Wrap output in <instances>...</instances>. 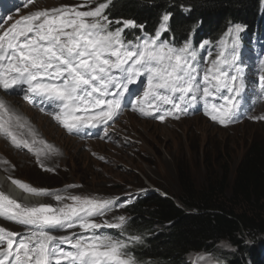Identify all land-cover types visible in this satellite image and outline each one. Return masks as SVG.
<instances>
[{
  "label": "snow or ice",
  "instance_id": "snow-or-ice-1",
  "mask_svg": "<svg viewBox=\"0 0 264 264\" xmlns=\"http://www.w3.org/2000/svg\"><path fill=\"white\" fill-rule=\"evenodd\" d=\"M31 2L23 0V6ZM110 3L108 0L85 11L67 6L36 10L0 32V90L10 95L17 90L23 93L25 101L41 105V111L69 134L107 125L127 104L141 116L161 122L187 114L198 101L203 102L205 115L222 126L238 119L248 100L249 80L241 51V34L247 25L229 22L216 45L215 58L209 59V52L202 67L191 39L180 46L161 39L172 31L171 12L161 14L153 35L134 19L110 20L105 14ZM181 7L191 11L186 5ZM113 24L122 26L113 29ZM131 28L141 31L134 41L125 36V29ZM208 44L204 41L199 48ZM260 67L259 90L264 95V60ZM142 76L146 77L143 94L125 103V96L133 95L130 85L143 83L139 80ZM45 104L52 110L43 107ZM22 119L0 100V136L18 150L27 149L38 163L41 155L57 154V149L43 140L19 139L14 129L24 127ZM36 144L43 147L37 149ZM11 183L33 195H52L57 202L71 199L74 205L25 206L0 192V218L28 229L20 234L0 227V264H140L128 251L133 243H142L140 236L124 240L97 234L101 228L123 233V216L103 223L92 219L111 210L113 200L65 197L16 179ZM76 227L81 234L57 237L49 231ZM239 238L245 244L252 242L246 234ZM223 246L236 250L230 242H223ZM212 264L223 262L213 260Z\"/></svg>",
  "mask_w": 264,
  "mask_h": 264
},
{
  "label": "rangeland",
  "instance_id": "rangeland-1",
  "mask_svg": "<svg viewBox=\"0 0 264 264\" xmlns=\"http://www.w3.org/2000/svg\"><path fill=\"white\" fill-rule=\"evenodd\" d=\"M103 2L35 0L28 5L27 11L24 7L14 17L17 18L25 11V14H30L36 10L62 6L75 7L80 11L94 10ZM253 49L252 44L241 48L245 58L243 66L249 80L245 94L248 97L247 105L242 107L238 119L227 126L207 121L203 116L205 113L202 115L205 111L202 101L189 108L188 115L181 114L178 119L168 123L166 119L161 122L151 116H141L131 108L122 109L126 111H120L123 115L102 126V131L96 128V137L85 141L78 134H69L51 115L41 111L40 106L37 109L24 101L18 90L14 95L0 91L1 100L23 118L24 127L14 129L18 138L43 140L57 149V154L41 155L40 160L44 165L41 167L34 154L27 149H16L8 139L0 136V192L8 195V182L16 179L36 189H47L50 193L65 197L111 199L114 201L111 210L92 219L96 223H103L123 216L127 223L130 216L126 207L137 197L149 192L174 199L180 195L183 189L181 172L195 189L206 186L209 181L221 180L225 174L227 184L231 186L247 149L254 143L264 148V119H253L264 116V95L260 93L258 79L261 73L260 61L264 60V56L257 58ZM206 57L208 55L204 53L200 59L202 67L203 58ZM214 58L212 54L209 59ZM139 80L143 83L130 85L138 89L135 96L143 94L146 84V77L142 76ZM250 98L255 102H251ZM137 125L147 128V131L142 133L140 128L133 133L132 129ZM34 147L41 149L43 146L36 144ZM38 201L40 204L34 206L74 205L71 199L57 202L52 195L39 196ZM5 222L9 226L5 225L6 229L10 231L20 234L27 232L22 233L26 229L17 223ZM101 230L115 229L101 228L97 233ZM49 231L57 237L81 234L78 227ZM187 261L190 264H212L213 259L204 253H193L188 255Z\"/></svg>",
  "mask_w": 264,
  "mask_h": 264
},
{
  "label": "trees",
  "instance_id": "trees-1",
  "mask_svg": "<svg viewBox=\"0 0 264 264\" xmlns=\"http://www.w3.org/2000/svg\"><path fill=\"white\" fill-rule=\"evenodd\" d=\"M164 11L173 14L172 31L161 39L177 46L193 31L198 39L216 40L229 22L264 34V0H111L107 8L112 19H134L153 35ZM139 35V28L125 31L127 40ZM183 176L181 172L183 189L176 200L155 192L137 197L126 207L130 220L123 233L102 230L99 235L124 240L140 236L142 243L128 249L140 264H190L187 257L193 253L223 264H264V148L254 143L247 149L231 186L226 174L200 189ZM245 234L250 244L239 238ZM223 242L236 250L224 249Z\"/></svg>",
  "mask_w": 264,
  "mask_h": 264
},
{
  "label": "bare ground",
  "instance_id": "bare-ground-1",
  "mask_svg": "<svg viewBox=\"0 0 264 264\" xmlns=\"http://www.w3.org/2000/svg\"><path fill=\"white\" fill-rule=\"evenodd\" d=\"M20 1H22V0H20ZM7 2H8V0H7ZM33 2V1H32ZM18 6H16L15 8H17ZM22 8H24V6H23V3L22 4H20V9L18 10V11H20ZM15 15V14H14ZM8 23L9 22H6V23H4V25H3V29H5V28H7V26H8ZM2 98H0V100H1ZM14 101H17L16 99H13ZM35 107V106H34ZM39 112L41 113V111L39 110ZM204 116V118L207 120V121H209V122H214V121H212L208 116H206L205 114L203 115ZM166 122L168 123V122H171L172 120H174L173 118H171V117H168V118H166ZM213 124H218V126H219V123L218 122H214ZM212 124V125H213ZM134 129H132V132L134 133V131L135 132H138V130H140V126L139 125H137V126H135V127H133ZM202 128V127H201ZM147 129V128H146ZM145 128H141V132L142 133H145L147 130H146ZM197 130H199L198 128H197ZM149 133V132H148ZM158 136V135H157ZM8 142H9V140H8ZM1 188H2V186H1ZM21 190L20 189H18V190H15V188L12 190V193H10V195L11 196H17V192H20ZM22 195V197H24V199H27L28 200V202H30V204L29 205H27V204H23V203H21V202H19V201H17V202H19L20 204H22V205H25V206H33L34 204H33V202L36 200V198L35 197H33V196H31V195H27V194H25V193H22L21 194ZM7 196H9V195H7ZM1 219H3V220H5V221H8V220H6V219H4V218H0V227H3V228H5L6 229V227H5V225L6 226H8V224H7V222H5V221H3V220H1ZM10 225V224H9ZM9 227V226H8ZM13 228V227H12ZM6 230H9V229H6ZM17 231H19V230H17ZM21 231V230H20ZM26 230H22V233H24Z\"/></svg>",
  "mask_w": 264,
  "mask_h": 264
}]
</instances>
